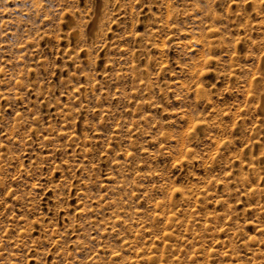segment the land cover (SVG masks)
Segmentation results:
<instances>
[{"label":"rangeland","instance_id":"rangeland-1","mask_svg":"<svg viewBox=\"0 0 264 264\" xmlns=\"http://www.w3.org/2000/svg\"><path fill=\"white\" fill-rule=\"evenodd\" d=\"M264 0H0V264H264Z\"/></svg>","mask_w":264,"mask_h":264},{"label":"bare ground","instance_id":"bare-ground-1","mask_svg":"<svg viewBox=\"0 0 264 264\" xmlns=\"http://www.w3.org/2000/svg\"><path fill=\"white\" fill-rule=\"evenodd\" d=\"M263 67H264V65H263ZM264 69V68H263ZM263 102H264V100H263Z\"/></svg>","mask_w":264,"mask_h":264}]
</instances>
